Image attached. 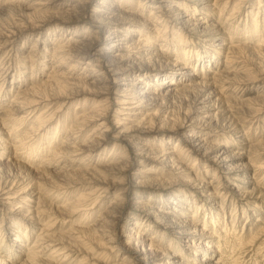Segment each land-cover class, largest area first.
<instances>
[{
  "label": "rangeland",
  "instance_id": "obj_1",
  "mask_svg": "<svg viewBox=\"0 0 264 264\" xmlns=\"http://www.w3.org/2000/svg\"><path fill=\"white\" fill-rule=\"evenodd\" d=\"M157 1L0 0L1 262L143 264L145 254L155 264L150 245L179 264H264V0H208L215 7L204 37L180 30L172 8L156 13ZM107 4L142 17L124 21L135 40L140 24L157 53L191 59L197 72L205 66L202 76L228 60L226 85H196L166 101L156 83L169 74L151 75L148 90L158 89L159 100L140 98L124 115L97 58L79 66L106 36L96 21ZM228 38L233 47L215 55L210 47ZM20 107L23 119L14 113ZM99 143L89 158L71 153ZM177 221L188 236L167 229ZM114 229L130 241L112 251ZM16 232L21 248L11 242ZM37 237L36 250L51 248L27 258Z\"/></svg>",
  "mask_w": 264,
  "mask_h": 264
},
{
  "label": "bare ground",
  "instance_id": "obj_2",
  "mask_svg": "<svg viewBox=\"0 0 264 264\" xmlns=\"http://www.w3.org/2000/svg\"><path fill=\"white\" fill-rule=\"evenodd\" d=\"M183 1H185V2H189V1L198 2L199 5L201 6V8L198 9V6L199 5H197V8L195 7L192 10V7L190 5H187L186 4V6H185L183 4L184 2L179 1V0H172L171 2H173L174 4H170L169 3L170 0H158L157 1L158 2L157 3L158 4V7H157L158 11L156 13L162 14V13H165L166 11H168L169 10L168 8H172L174 10L173 15L176 17L175 18V23H176L177 27L180 28V30H183L184 32H187V31H190V30H194V31H197V33H199L201 37H204L205 31H207V29L210 26L209 23H206V21H208V19L210 18V15H209L210 10H211L210 8H213L215 6L213 4H210V2H208V0H183ZM86 2H87V0H86ZM113 5L114 6H110V5L107 4V6H106L107 9L104 11L107 16L106 17L104 16V19H98L99 21H96L97 24H98L96 26V28L98 30H101V31L105 32L106 33V36L104 37L102 43H99L97 41L98 43H96L90 49V51L87 53V55H85V57H82V58L79 59V66L84 62V60H86V62L83 63L84 64V67H82V68L84 70H87V67H89L91 65V63H92V60H96V58H97V60H98L97 61V64L100 65V68L103 71V75H104L103 77L107 80V82L111 83L110 84L111 85L110 89L114 92V94L115 93L116 94H120L118 96V103H116V105L117 104L120 105L121 110L122 111H126V113H128V115L127 114H124V115H126V116L131 115V114H129V112L134 111L138 107V105L140 106V104H139L140 101L141 102L143 101V99L140 100V98H144V99L145 98H148V101H153V99H155L154 102L159 100L158 98H160V96H157V94H156V91L158 89H155L153 91H149L148 90L149 89V86L148 85L150 83L148 78L151 75L158 76L162 72H166L167 74H169L168 76L164 77V79L162 81L156 83V85L159 87V90L160 91L163 90V92H164L163 95H165L166 101L168 99L169 100H172L174 97H177L179 95H182L184 92H186V90L193 89V87L196 86V85H200V84L209 85V84H211V85L214 86V84H215L216 86H218L219 83H221L222 81H224L223 80V78L225 76L224 71L227 68V66L230 64V63H228L229 62L228 60L225 59L224 62H223L224 63L223 66L220 67V68H217L216 71H214L212 74L208 73L209 71H207L208 76H202L201 73L203 72V68H205V66H202V68L199 69V71L197 72V70H195V69L192 68L193 66L190 63L191 59H189L188 63L186 61H184V63H181V61H179L176 58L173 59V57L164 58L163 56H161V52L160 53H157V51H159L160 49L156 46V43L154 41L153 42L150 41L151 40L150 38L152 36L149 39L147 38V32L148 31L145 32L146 29L144 27H140V24L138 25V28H137L138 31H137V33H138V35H140V38L137 39V40H135L132 37V33H131L132 30H134L131 26H133L134 24L124 22L126 20H130V18L131 19L133 18L134 21H135L136 19L138 20V19H141L142 17L140 15H136V13L134 15H129L128 13H125V11H123V9L121 7L118 6V8H117L115 4H113ZM197 12L200 13V14H198L199 15L198 18L196 17ZM96 13H97V9H94V10L93 9H89V10L86 11V14L89 15V17H92V15H96ZM156 13H151V14H156ZM127 16H128V18H126ZM142 20H144V19H142ZM147 24H148V22L146 23V25ZM216 28L218 29L217 31H219L220 34L223 35L224 32L222 31V27L218 26ZM180 30H178V32H180ZM14 40H15V38H14ZM88 41H90V40L88 39ZM230 42H231V40L228 38V39H226V40H224L222 42H218L217 44H213L210 47V49H213V52L215 53V55H220L221 53H226L227 54V52L233 47V46H231V43ZM68 48L69 47H67V49ZM62 49H63V47H62ZM145 56L147 58H144ZM71 57H72V55H71ZM68 58H70V57H67L66 59H68ZM75 60H76V58H75ZM67 63H68V61H67ZM226 63H228V65H226ZM206 64H208L206 66H210V67L213 66V64H212L211 61L206 62ZM214 64H216V61H215ZM76 66H78L77 65V61H76L75 64H72L71 65L72 70H75L77 68ZM92 66H94V65H92ZM207 69H208V67H207ZM86 76H88V75L86 74ZM92 76H94V75H91V77H89V78H92ZM203 77H205V78H203ZM225 78H226V76H225ZM180 80H182V81H180ZM230 80H231V78H230ZM222 84L223 85H226V83H224V82L221 83V85ZM239 84L240 83H238V85ZM203 88H204V86H203ZM220 88H221V86H220ZM210 89H211V87H210ZM105 92H106V90H105ZM209 94H211V92ZM209 94H206V96L209 95ZM206 96L200 97V100L206 99ZM207 98H209V97L207 96ZM22 111H23V108L20 107V109L17 108L16 110H14V113H15V115L17 117H19V115L21 114ZM19 118L23 119V117H19ZM115 121H116V123H119V119L116 118ZM193 134H194V132H193ZM101 136L104 137V135H101ZM70 137H72V136L70 135ZM70 137H68L66 139L67 141H65L64 143H66V144L68 143L69 144V142L71 141V138ZM113 139L114 138H112V140ZM96 140H98V137H97V139H95V141ZM99 141L100 140H98V142ZM101 141H102V139H101ZM84 144H86V142ZM95 144L93 145L94 148H93V146L91 148L90 147L87 148V146H86L85 147V148H87L86 150H85V148L83 149V148L80 147L79 148V151L80 152L79 151H76V150H78L77 148H74L73 149V147H72L73 150L71 151V153L78 152V154L79 153L81 154L83 152V154H86L85 157H88L89 158V157L92 156V154L94 152H96L97 150H99L98 149V145H99V147L102 145V143L97 144V146H95ZM195 149H196V147H195ZM62 150H63V148H62ZM197 153H198V151H197ZM198 154H200V152ZM76 155H74V156H76ZM70 157H73V156H70ZM106 166H108V165H106ZM114 167H115V165H114ZM116 172H117V170H116ZM102 189H103V191H102ZM104 190L105 189L102 187L101 188V192H104ZM83 197H85V196H83ZM110 214H111V211H110ZM154 217H155V215H154ZM30 220H31V218H30ZM159 221L161 223V220H159ZM156 222H158V221H156ZM181 223H182L181 221L175 222L176 226H174V227H172L170 225L168 227V225H167V227H168L167 229H171V230L174 229V230L177 231V234L179 233L182 236L183 235L184 236H188L187 235V232L185 231L187 228L181 226L182 225ZM106 224H108V223H106ZM106 224H105V226H106ZM134 225H136V222H134ZM113 232H114L113 233V235H114L113 239H111L110 241L108 240L109 243H112L111 244V250L112 249L115 250L117 248V246H115L116 245V242L118 241L117 242V245L120 244L119 242L122 243V239L123 238L125 240H127V241H130V239L128 237L121 236V234H119L118 232H116V229H114ZM193 232H195V231H193ZM107 235H109V234L107 233ZM12 237H13V239H12L11 242H13V244L16 247L18 246V247L21 248V240H17V238L18 239L21 238V235L18 232H16V234L15 235H12ZM152 238H154V237H152ZM185 238L186 237H184L183 239H185ZM189 239H190V237H189ZM38 241L40 242V239L38 240V237H37V239L30 246V248H33V251H31L30 255L27 254V256H28L27 258L35 257L38 254H41L43 252L46 253L48 250H50L51 246H49V245L45 246L44 248H41L40 250H36V249L40 248V243ZM145 242H148V241H145ZM22 245H23V240H22ZM139 247H141V251L140 250L139 251L137 250V248H139ZM139 247H136L135 250H134L135 251L134 252V255L136 256V258L141 257V253H143V251L145 250V247H144L143 243ZM153 247L154 248H150V245H149V249L148 250H150V253H149L150 257L153 258V259H155V260H157V263H155V264H179V262L176 261L177 257L168 254L167 253V250H164V249H161V248H158V247H155V246H153ZM203 247L205 249L211 248V247H205V246H203ZM109 248H110V246H109ZM187 248L190 249V250H200L202 247L199 244L198 245L197 244L194 245L192 243L191 244L188 243L187 244ZM35 250H36V252H34ZM111 250H109V251L111 252ZM142 256L144 258L140 259L141 260L140 262H143V264H146V262H147L146 255L143 254ZM200 262H202V263L203 262H206V259H202V260H200ZM0 263L1 264H9V263H6L5 261H2V262L0 261Z\"/></svg>",
  "mask_w": 264,
  "mask_h": 264
}]
</instances>
